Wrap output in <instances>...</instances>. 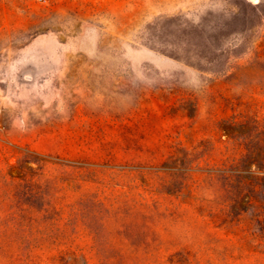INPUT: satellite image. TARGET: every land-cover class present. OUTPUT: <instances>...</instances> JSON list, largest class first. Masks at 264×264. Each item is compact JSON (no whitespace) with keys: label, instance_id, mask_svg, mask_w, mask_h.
<instances>
[{"label":"rangeland","instance_id":"obj_1","mask_svg":"<svg viewBox=\"0 0 264 264\" xmlns=\"http://www.w3.org/2000/svg\"><path fill=\"white\" fill-rule=\"evenodd\" d=\"M0 264H264V0H0Z\"/></svg>","mask_w":264,"mask_h":264},{"label":"trees","instance_id":"obj_2","mask_svg":"<svg viewBox=\"0 0 264 264\" xmlns=\"http://www.w3.org/2000/svg\"><path fill=\"white\" fill-rule=\"evenodd\" d=\"M249 155V154H248Z\"/></svg>","mask_w":264,"mask_h":264}]
</instances>
